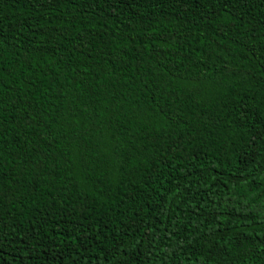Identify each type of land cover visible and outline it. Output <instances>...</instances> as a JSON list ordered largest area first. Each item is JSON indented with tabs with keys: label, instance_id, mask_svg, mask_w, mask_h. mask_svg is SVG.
Wrapping results in <instances>:
<instances>
[{
	"label": "trees",
	"instance_id": "trees-1",
	"mask_svg": "<svg viewBox=\"0 0 264 264\" xmlns=\"http://www.w3.org/2000/svg\"><path fill=\"white\" fill-rule=\"evenodd\" d=\"M0 264H264V0H0Z\"/></svg>",
	"mask_w": 264,
	"mask_h": 264
}]
</instances>
